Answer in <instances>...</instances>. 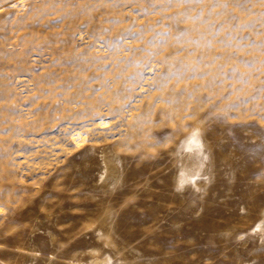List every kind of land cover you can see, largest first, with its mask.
Returning <instances> with one entry per match:
<instances>
[{
  "label": "rangeland",
  "instance_id": "374dc122",
  "mask_svg": "<svg viewBox=\"0 0 264 264\" xmlns=\"http://www.w3.org/2000/svg\"><path fill=\"white\" fill-rule=\"evenodd\" d=\"M264 264V0H0V264Z\"/></svg>",
  "mask_w": 264,
  "mask_h": 264
},
{
  "label": "bare ground",
  "instance_id": "6f19581e",
  "mask_svg": "<svg viewBox=\"0 0 264 264\" xmlns=\"http://www.w3.org/2000/svg\"><path fill=\"white\" fill-rule=\"evenodd\" d=\"M98 264H99V262H98Z\"/></svg>",
  "mask_w": 264,
  "mask_h": 264
}]
</instances>
